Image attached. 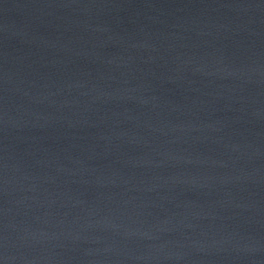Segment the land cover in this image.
<instances>
[{"label":"water","instance_id":"obj_1","mask_svg":"<svg viewBox=\"0 0 264 264\" xmlns=\"http://www.w3.org/2000/svg\"><path fill=\"white\" fill-rule=\"evenodd\" d=\"M0 264H264V0H0Z\"/></svg>","mask_w":264,"mask_h":264}]
</instances>
